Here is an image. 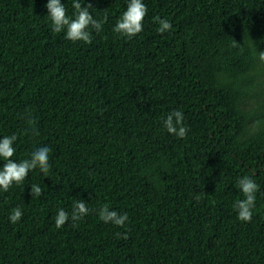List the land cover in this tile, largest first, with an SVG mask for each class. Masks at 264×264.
<instances>
[{"label": "trees", "instance_id": "1", "mask_svg": "<svg viewBox=\"0 0 264 264\" xmlns=\"http://www.w3.org/2000/svg\"><path fill=\"white\" fill-rule=\"evenodd\" d=\"M89 3L107 19L84 43L52 31L47 0H0V138L16 134V161L52 149L47 174L0 189V264H264V0H143L132 38L113 31L127 0ZM172 110L184 138L163 125ZM245 175L259 185L250 222L233 207ZM80 199L90 212L73 227ZM104 204L124 227L99 219Z\"/></svg>", "mask_w": 264, "mask_h": 264}, {"label": "clouds", "instance_id": "2", "mask_svg": "<svg viewBox=\"0 0 264 264\" xmlns=\"http://www.w3.org/2000/svg\"><path fill=\"white\" fill-rule=\"evenodd\" d=\"M71 7L74 11L70 16L61 0H47V16L50 19L52 31L55 33L64 31L65 38L73 42L83 41L84 43H91L92 33L89 31V28L99 33L102 31V24L106 22L107 17L103 20L95 19L90 12V9L93 8L92 4L89 3L82 6V0H72ZM147 12L148 9L143 0H127V7L116 21L113 31L127 38L136 36L143 31V20ZM153 19L158 24L156 31L160 34L172 28V24L166 18L156 16ZM258 59L264 62V50L258 52ZM35 123V119L29 114L28 124L34 126ZM163 125L169 134L179 138H184L187 135L188 128L184 124V115L180 110H172L163 120ZM33 135H39L35 127H33ZM16 139V134L0 138V158L4 161L3 165L0 166V189L5 192L14 183L17 185L22 184L32 170L39 168L44 174H47L50 170L49 153L52 149L46 145L37 147L30 153L29 158L19 161L13 160L12 157L16 154V148L13 146ZM237 186L244 197L243 199L236 200L233 204L234 209L237 211V219L250 222L259 185L251 176L245 175L238 178ZM43 192L44 189L39 184L30 185L31 197H39L43 195ZM195 199L199 200V196H196ZM89 212L90 209L84 200L74 201L71 211L72 226L76 227L77 224L75 222L82 220ZM97 212L100 220L105 223L111 222L118 227H124L129 219L127 212L120 214L116 210L110 209L107 204L102 205ZM22 215V210L17 206L11 210L9 221L16 223L21 219ZM68 220L69 212L63 208L58 209L55 216V226L60 228ZM116 235L117 238H128L127 232L123 234L117 232Z\"/></svg>", "mask_w": 264, "mask_h": 264}]
</instances>
